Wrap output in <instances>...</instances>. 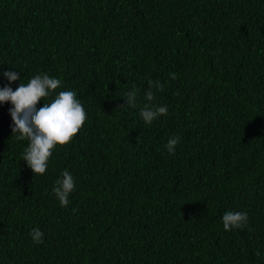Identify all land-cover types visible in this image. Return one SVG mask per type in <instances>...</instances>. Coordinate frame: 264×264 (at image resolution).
Listing matches in <instances>:
<instances>
[{
	"label": "trees",
	"instance_id": "obj_1",
	"mask_svg": "<svg viewBox=\"0 0 264 264\" xmlns=\"http://www.w3.org/2000/svg\"><path fill=\"white\" fill-rule=\"evenodd\" d=\"M41 74L87 120L33 176L0 104V264H264V0H0V88ZM229 211L247 224L225 231Z\"/></svg>",
	"mask_w": 264,
	"mask_h": 264
},
{
	"label": "clouds",
	"instance_id": "obj_2",
	"mask_svg": "<svg viewBox=\"0 0 264 264\" xmlns=\"http://www.w3.org/2000/svg\"><path fill=\"white\" fill-rule=\"evenodd\" d=\"M3 75L9 84L21 79L16 71H7ZM170 76L172 79L177 78L174 73ZM148 85L149 90L145 93V98L149 103L140 108L139 115L145 124L151 125L157 118L167 115L168 108L151 103L155 99L152 89L162 91L163 85L153 80H149ZM60 87V79L41 74L31 78L27 84L20 82L15 90L8 85L0 88V104L10 102L12 105L9 109L13 122L12 133L19 134L18 140L29 141L22 160L31 169L33 176L46 173L48 162L56 147L70 144L87 120V113L76 92L64 90L56 93ZM137 91L133 86V90L124 93L125 105L137 107ZM54 93V98L38 107V104L52 97ZM178 143L179 138L175 136L168 140L166 148L170 154H174ZM75 187L74 177L67 170L63 171L53 188V194L62 207L68 205L69 195ZM247 221L248 215L243 212L229 211L222 217L225 231L240 229ZM29 236L33 243H42L43 233L38 228H33Z\"/></svg>",
	"mask_w": 264,
	"mask_h": 264
}]
</instances>
